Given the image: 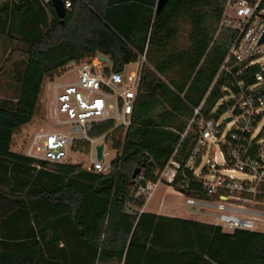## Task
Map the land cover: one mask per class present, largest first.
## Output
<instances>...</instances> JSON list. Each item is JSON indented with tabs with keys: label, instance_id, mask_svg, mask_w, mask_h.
<instances>
[{
	"label": "trees",
	"instance_id": "trees-1",
	"mask_svg": "<svg viewBox=\"0 0 264 264\" xmlns=\"http://www.w3.org/2000/svg\"><path fill=\"white\" fill-rule=\"evenodd\" d=\"M68 1L62 19L39 0L0 4V35L25 58L14 102L0 101V264H264L263 231L124 208L129 199L144 204L131 195L137 168L153 180L176 147L175 159L185 160L195 134L181 133L193 106L204 98L202 114L219 117L233 103L213 109L232 82L217 75L235 36L218 31L223 1ZM98 54L120 72L145 57L130 125L105 121L92 132L107 133L117 150L110 170L68 163L57 171L13 150L15 131L38 112L44 80Z\"/></svg>",
	"mask_w": 264,
	"mask_h": 264
},
{
	"label": "built area",
	"instance_id": "built-area-1",
	"mask_svg": "<svg viewBox=\"0 0 264 264\" xmlns=\"http://www.w3.org/2000/svg\"><path fill=\"white\" fill-rule=\"evenodd\" d=\"M39 1L44 7L52 4L51 0ZM222 1L218 31L229 29L235 33L217 74L227 72L232 76L231 85L225 87L233 93V103L226 110L229 114L219 124L221 115L202 114L204 98L193 106L192 116L181 133V139L187 132L195 134L185 160L175 159L176 147L164 166L154 171L153 180H144L142 173L135 175L131 195L145 204L157 186L165 183L183 193L186 209L206 219L205 222L219 225L225 231L253 230L264 219V123L255 133L264 120V40L260 41L264 34V0ZM62 3L64 8L70 7L68 0ZM144 61V55L139 56L130 63L133 69L120 72L106 69L110 66L96 55L71 61L68 66L76 67L77 71L69 81L48 78L52 130L34 133L24 153L59 163L77 143L86 142L87 152L94 159L85 168L108 172L110 163H104V148L109 147L105 141L107 133L92 132L96 124L105 121H112L124 130L130 125ZM233 118L235 124L224 133V126ZM100 143L101 160L96 159L95 150ZM143 206L137 207L133 199L124 204L127 211L137 213L143 211Z\"/></svg>",
	"mask_w": 264,
	"mask_h": 264
},
{
	"label": "rangeland",
	"instance_id": "rangeland-1",
	"mask_svg": "<svg viewBox=\"0 0 264 264\" xmlns=\"http://www.w3.org/2000/svg\"><path fill=\"white\" fill-rule=\"evenodd\" d=\"M21 50L14 49V46L9 42V40L0 35V101L7 100L9 102H14L15 97L19 91L21 76L23 73L25 58L21 56ZM134 66L132 64H128L124 72H127L129 69H133ZM77 68L74 66H66L65 70L56 72L52 78L59 76L58 81H69L76 75ZM51 78V79H52ZM48 78L44 80L42 93L40 96V106L37 114L33 117V119L27 123L19 127L12 138V146L11 148L16 151L25 152L26 146L33 136L34 133H42L48 130H52V123H50L51 117L49 115V107L51 104V94L48 93L46 89V85L48 83ZM233 99V93L228 92L222 98H220L213 109H216L217 106L222 103L224 100ZM229 114L228 112H224L219 117V124L222 123L224 117ZM236 118H233L230 122H228L224 126V133L229 131L232 126L235 124ZM264 123V120L260 123L256 132L259 130L260 126ZM104 163L108 164L116 155V150L105 147L104 148ZM94 157L91 156L87 151L80 150L77 151L74 148L68 153L67 157L60 161L59 163L53 164V169L60 171L62 170L66 164L68 163H80L83 167L89 166ZM5 199V197L3 198ZM2 199V200H3ZM14 198L12 200H16ZM18 200V199H17ZM148 209L158 208L161 212H168L173 214H179L182 216L203 218L201 216L194 215L190 213L184 204V194L175 190L170 185L165 183H161L157 186L153 195L147 205ZM51 209H56V206H49ZM204 220V218H203ZM210 220V219H209ZM214 220V219H212ZM206 221V219H205ZM253 230L263 231L264 232V219L257 222Z\"/></svg>",
	"mask_w": 264,
	"mask_h": 264
},
{
	"label": "water",
	"instance_id": "water-1",
	"mask_svg": "<svg viewBox=\"0 0 264 264\" xmlns=\"http://www.w3.org/2000/svg\"><path fill=\"white\" fill-rule=\"evenodd\" d=\"M52 1V7H53V10H54V13L56 15L57 18L59 19H62L65 15V8L63 6V3H62V0H51ZM264 40V34L263 36L261 37L260 41H263ZM98 58L100 60H102L103 62H105L107 64V66H110V59L104 55V54H98L97 55ZM226 120H230V117H227ZM102 149H103V144L100 143V144H97L96 147H95V150H96V159H103V156H102ZM139 172V168H137L134 172H133V177H135V175Z\"/></svg>",
	"mask_w": 264,
	"mask_h": 264
},
{
	"label": "crops",
	"instance_id": "crops-1",
	"mask_svg": "<svg viewBox=\"0 0 264 264\" xmlns=\"http://www.w3.org/2000/svg\"><path fill=\"white\" fill-rule=\"evenodd\" d=\"M60 77H56V79H59ZM151 197L149 198V200L143 206V211L144 212H152V213H155V214H161V215H167V216H171V217H179V218H185V219H196V220L205 222V220H203V218H196V217L182 216V215H179V214H173V213H168V212H161V211H159V209L157 207L156 208H152L151 207L150 209H148L147 205H148Z\"/></svg>",
	"mask_w": 264,
	"mask_h": 264
}]
</instances>
